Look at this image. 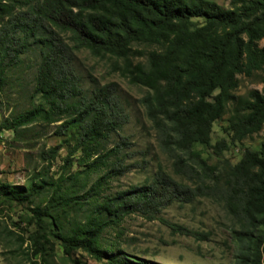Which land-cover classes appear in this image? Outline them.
Returning a JSON list of instances; mask_svg holds the SVG:
<instances>
[{
	"label": "trees",
	"instance_id": "1",
	"mask_svg": "<svg viewBox=\"0 0 264 264\" xmlns=\"http://www.w3.org/2000/svg\"><path fill=\"white\" fill-rule=\"evenodd\" d=\"M199 19L201 24L195 22ZM262 40L264 0H229L228 8L208 0H0V106L8 75L29 51L38 50L40 56L31 94L36 99L33 106L2 123L0 131L63 121L57 135L77 130L70 153L80 151V162L89 171L107 168L109 159L117 158L88 193L95 199L90 218L58 237L68 257L81 250L106 264H152L120 249L101 248L105 230L118 227L132 214L161 220L176 233L207 241L208 234L160 216L176 202L205 197L222 201L237 226L231 235L238 264H264V152L245 149L236 164L210 165L193 151L195 144L210 145L213 125L226 115L229 105L226 132L232 143L264 131ZM72 50L121 61L120 75L148 90L141 103L159 146L174 161V174L192 187L159 171L148 183L133 185L97 203L101 189L127 170L119 153L105 146L111 134L122 130L127 115L115 84L84 91ZM256 75L262 89L237 96L239 76ZM228 147L222 140L213 148L222 155ZM54 151L45 154L53 159ZM93 157L97 158L91 161ZM49 185L45 180L36 182L35 177L25 188L5 187L4 194L33 202ZM58 199V204L67 202L62 196ZM54 201L55 197L43 210L34 211L35 216L50 217Z\"/></svg>",
	"mask_w": 264,
	"mask_h": 264
},
{
	"label": "rangeland",
	"instance_id": "2",
	"mask_svg": "<svg viewBox=\"0 0 264 264\" xmlns=\"http://www.w3.org/2000/svg\"><path fill=\"white\" fill-rule=\"evenodd\" d=\"M208 1L229 7V0ZM195 22L201 24L203 20ZM64 38L73 47L68 37ZM259 45L264 47V40ZM72 52L74 69L82 79L84 91L90 93L95 86L115 84L120 106L127 115L122 130L111 134L105 144L107 149L119 153L118 159L127 170L101 189L97 203L133 185L148 183L159 171L192 187L190 182L174 174V161L159 146L156 131L141 103L148 90L120 75L117 67L122 65L121 61L109 56L95 57L86 50ZM39 58L38 50L29 51L19 67L8 75L0 106V125L33 106L36 99L32 100L31 94ZM238 79L237 96L246 97L250 91L262 89L259 75ZM231 108L229 105L226 115L214 123L210 145L193 146V151L200 153L210 165L223 161L236 164L245 149L264 152V131L241 143L230 141L226 129ZM61 123L63 121L50 125L35 123L18 130L0 131V264H74L75 260L81 264H106L105 260H96L81 250L72 251L68 257L58 237L69 234L90 218L95 199H90L88 193L117 158H110L107 168L89 171L80 162V151L70 153L77 142V130L72 128L65 135H57ZM222 140L228 142L229 147L218 155L213 147ZM51 149H55L53 159L45 154ZM118 165L120 169L122 165ZM35 177L36 182L45 180L52 186L41 191L33 202L18 201L4 194L5 187L25 188ZM60 196L67 202L58 204ZM53 197L51 216L36 217L34 211L43 210ZM160 216L172 224L208 234L209 239L199 241L176 233L161 220H147L132 214L118 227L105 230L101 248L120 249L152 264H238L237 247L231 235L237 226L222 201L199 197L191 203L176 202Z\"/></svg>",
	"mask_w": 264,
	"mask_h": 264
}]
</instances>
